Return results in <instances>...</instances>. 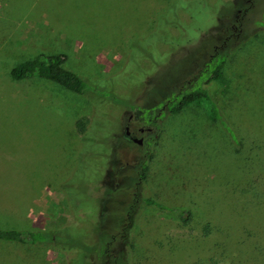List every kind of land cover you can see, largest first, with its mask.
<instances>
[{
  "label": "rangeland",
  "instance_id": "1",
  "mask_svg": "<svg viewBox=\"0 0 264 264\" xmlns=\"http://www.w3.org/2000/svg\"><path fill=\"white\" fill-rule=\"evenodd\" d=\"M216 44L228 51L211 91L220 120L193 106L164 115L152 146L125 137L132 107L158 112ZM40 53L66 54L94 89L10 78ZM145 148L157 154L153 184L139 176ZM263 192L264 0H0V227L54 237L0 240V264H264V218L256 238L237 225L243 208L263 216L245 197Z\"/></svg>",
  "mask_w": 264,
  "mask_h": 264
},
{
  "label": "trees",
  "instance_id": "2",
  "mask_svg": "<svg viewBox=\"0 0 264 264\" xmlns=\"http://www.w3.org/2000/svg\"><path fill=\"white\" fill-rule=\"evenodd\" d=\"M227 61L228 51L221 49V51H218L209 60H206L198 71L192 75V77L189 79H183L181 82L179 81L178 84H175L174 88H171L169 94L164 97L165 100L163 99L159 102V105H161L159 111L163 110L161 115L158 116L159 111L157 112L153 107L148 109L143 106H139L132 107L131 110L135 112L138 117L143 116L146 122L150 126H156L157 130L160 128L161 123L156 122L155 120H161L163 116L167 114H180L185 110L191 109L193 106H204L209 118L218 122L221 118L219 111L220 107L211 91L212 88L223 79ZM9 74L10 78L16 82H22L32 78H44L63 86L67 90L84 96H87L89 90L94 89V85H92L86 78H83L78 72L67 67V56L63 53H40L34 58L27 59L14 66ZM105 92L113 97H118L110 91ZM95 106L97 105L95 104ZM146 110L149 112L148 116L144 115ZM81 126L82 124L78 123V127L80 129L82 128ZM146 145L149 146V144ZM157 145H155V147ZM156 155L155 151L151 153L146 148L143 151V157L140 160L142 165H139V176L143 181H146V183L148 182L153 184L154 178L160 174V170L157 167H154ZM256 196L257 195L253 193H247L245 197L255 198L253 201L259 199L258 203L262 201V203L259 204L264 206V192L262 193V196ZM143 201L146 205L155 206L164 211L168 210L180 213L184 227L190 226L192 223H197V220L191 211L170 207L154 197H144ZM243 210L244 211L242 212H238V210L236 211L240 215L237 217V225L243 226L239 228L245 235H243L242 238H256L257 234L254 232L253 228L257 227H255L254 224L257 219L264 218V210H262L263 216L252 215V213L256 212L257 209L243 208ZM131 214L133 213L130 211L129 215L131 216ZM211 219L218 221V219L214 216H212ZM239 221H241V223H238ZM211 222L212 221L209 220L205 226H202V228L204 227L203 232L209 238L212 237L213 230H215L214 225L211 226ZM198 223L200 226L201 222ZM215 225L217 229L220 228L221 230L223 228H229L225 225L220 226L217 223ZM141 231L142 230H140L139 233L130 231V255H133L135 249L134 245H136L139 236L143 235V231ZM50 237L51 236L45 231L4 229L0 227V240L8 242L36 245L47 243L48 241H52L54 239V237ZM127 249L129 250V247H126V250ZM146 260L147 261L146 263L144 262V264H149V259ZM211 262L216 264V261L213 259H211ZM135 264H141V262H135Z\"/></svg>",
  "mask_w": 264,
  "mask_h": 264
},
{
  "label": "flooded vegetation",
  "instance_id": "3",
  "mask_svg": "<svg viewBox=\"0 0 264 264\" xmlns=\"http://www.w3.org/2000/svg\"><path fill=\"white\" fill-rule=\"evenodd\" d=\"M218 51H221V48H219L216 44L214 47V52L210 55V58L214 56ZM162 111L163 110H160L158 112V116L162 114ZM155 121L161 123L162 119H157ZM124 128V136L134 140L135 143H137L141 147H146V144L152 146L155 142V138L157 137V133L155 132V130L157 131L156 126H150L143 116L138 117L133 111H131V113L129 114L128 121L126 122ZM140 133L142 134L141 136L139 135Z\"/></svg>",
  "mask_w": 264,
  "mask_h": 264
}]
</instances>
